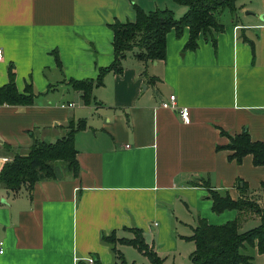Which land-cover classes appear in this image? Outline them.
Wrapping results in <instances>:
<instances>
[{"label": "crops", "instance_id": "0c3cea01", "mask_svg": "<svg viewBox=\"0 0 264 264\" xmlns=\"http://www.w3.org/2000/svg\"><path fill=\"white\" fill-rule=\"evenodd\" d=\"M240 1L214 43L199 33L196 47L186 49L187 28L179 36L170 29L162 60L124 57L121 72L105 73L83 104L67 80L94 79L111 63L109 24L132 20L134 5L166 7L175 18L186 7L171 0H0V86L10 65L16 90L29 84L35 94L30 105H0V166L3 157L24 154L32 137L51 142L68 121L83 124L73 135L75 176L62 172L15 194L0 187V264H76L88 256L112 264L101 236L131 238V228L162 264H187L194 245L185 237L197 218L222 224L240 217L242 230L258 223L235 209L212 211L206 189L190 184L206 179L235 199L237 180L254 194L264 181L263 165L249 154L237 162L224 147L225 133L243 129L264 141V0ZM171 94L187 107L188 123L176 108L160 106ZM115 248L126 262H148L131 245ZM244 252L264 264L255 242Z\"/></svg>", "mask_w": 264, "mask_h": 264}, {"label": "trees", "instance_id": "16d2710c", "mask_svg": "<svg viewBox=\"0 0 264 264\" xmlns=\"http://www.w3.org/2000/svg\"><path fill=\"white\" fill-rule=\"evenodd\" d=\"M171 1L186 7L185 12L178 18H175L172 10L166 7L144 11L134 5L132 20L115 21L108 25L112 31L113 58L111 63L98 68L94 79L67 80L70 87L79 92L83 104L90 102L92 88L101 85L105 73L121 72L120 62L127 53L143 61L162 60L165 53L166 32L173 29L175 35L179 36L184 27L188 30L184 48L194 49L199 33L214 43L215 33L223 28L217 14L222 10L233 14L236 7L235 0ZM54 59L57 67H60L56 52ZM13 78L14 73L9 65L7 81L0 86V105H30L35 96L30 85H26L20 93L16 90ZM82 127V121L71 120L65 124L64 134L54 141L32 137L24 154L15 153L1 164L0 187L15 194L21 188L29 190L38 180L58 178L62 172L75 176L78 173V166L75 159L73 135ZM225 136L228 138V143L224 147L231 150L229 158L238 162L242 156L249 154L253 165L264 166V141L250 140L244 129L234 135L225 133ZM190 184L200 185L206 189L207 197L211 200L212 211L218 213L225 209H235L238 213L246 212L258 218L255 226L241 231L239 230L240 217L222 224H209L204 219L197 218L191 234L185 237L194 245L188 255L191 264H253L252 257L244 252V248L255 242L257 251H264V207L260 206L257 201L260 189H264V181L260 183V189L254 194V191L250 190L242 180H237L235 187L239 194L235 199H232L225 191L220 192L213 189L206 179H200V183L190 181ZM130 231L133 234L131 238H117L114 232L101 236L104 243L111 245L114 256L112 264H136L125 261L122 254L115 248L116 243L133 246L147 258V264H162V258L144 241L141 230L131 228ZM76 264L101 263L96 257H92L91 263L78 260Z\"/></svg>", "mask_w": 264, "mask_h": 264}, {"label": "built area", "instance_id": "2783aa9c", "mask_svg": "<svg viewBox=\"0 0 264 264\" xmlns=\"http://www.w3.org/2000/svg\"><path fill=\"white\" fill-rule=\"evenodd\" d=\"M2 59V51L0 49V60ZM68 106H70L71 104L68 103ZM160 106L164 107V108H176L177 114L180 117V119L184 122V123H188L189 122V117H188V109L187 107H177L175 104V97L173 94L169 95L168 98L166 100H161L160 101ZM2 161H6L8 159H6L5 157H3L1 159ZM3 251V247H2V241H0V253ZM84 260L87 263H91L92 262V257L88 256L85 257Z\"/></svg>", "mask_w": 264, "mask_h": 264}, {"label": "rangeland", "instance_id": "374dc122", "mask_svg": "<svg viewBox=\"0 0 264 264\" xmlns=\"http://www.w3.org/2000/svg\"><path fill=\"white\" fill-rule=\"evenodd\" d=\"M240 2H241L240 0H235V5L239 6ZM228 17H229V11H227V10H222L221 12H219L217 14V18L220 22H222V20H225ZM125 57H126V59H128L127 61H131V59H132L131 53H127ZM68 89H69V91H72L70 88H68ZM67 99H69V98H67ZM74 104H75V106L81 105L79 101H74ZM244 226H245L244 228L247 229V228H250L251 226H253V223H252V221H248L245 223ZM239 230L241 231L242 229L240 228ZM147 263L148 262L146 261L144 264H147ZM187 264H191V262H188Z\"/></svg>", "mask_w": 264, "mask_h": 264}, {"label": "water", "instance_id": "95a60500", "mask_svg": "<svg viewBox=\"0 0 264 264\" xmlns=\"http://www.w3.org/2000/svg\"><path fill=\"white\" fill-rule=\"evenodd\" d=\"M250 12H251V11H249V10L244 11L245 14L250 13Z\"/></svg>", "mask_w": 264, "mask_h": 264}]
</instances>
